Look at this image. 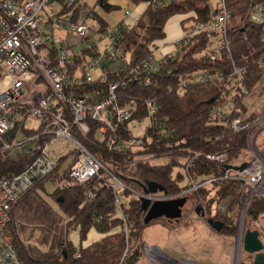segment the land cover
<instances>
[{
	"label": "trees",
	"instance_id": "1",
	"mask_svg": "<svg viewBox=\"0 0 264 264\" xmlns=\"http://www.w3.org/2000/svg\"><path fill=\"white\" fill-rule=\"evenodd\" d=\"M128 1L132 5L146 4L136 23L129 29H124L122 48L129 53V67L150 56L152 47L165 43V26L171 17L181 16L183 29L187 23L185 21L192 19L206 23L215 13L210 0H170L161 4L154 3V0ZM225 3L231 12L226 23L228 49H221L214 60L209 58L211 52L206 53L212 45V36L209 31H200L189 37L188 42H182L176 54L167 55L157 71L142 74L140 80L123 82L122 74L110 73L108 76V81L119 82V104H130L133 99L137 110L117 131L107 129L101 139L96 138L99 123L89 120L90 130L82 141L92 154L109 166L115 176L135 191L141 190L135 180L156 181L167 190L168 195H177L191 187L183 170L184 164L176 159L179 156L188 157L195 152L226 151V162H232L243 153V135L224 133L221 136L222 127L208 122L206 110L220 98L222 92H230L228 87L235 90L232 99L237 109L245 112L248 111V106L243 101L245 96L254 95L256 99L264 96L263 25L250 20L253 5H264V0H225ZM96 5L104 12L119 8L109 0H96ZM80 12L93 19V25L101 31L110 26L97 10L83 7L77 2L74 13ZM234 68L242 69L240 83L232 85V78H226L223 82L188 83L182 90L178 88L180 77L188 70L222 71L228 77ZM106 87L107 82L95 79L85 83L77 94L87 91L96 94L98 91V97H102ZM146 98H153L159 107V114L166 117L168 126L172 129L170 136L158 138L148 129L149 132L145 130L148 137H144L139 145L110 149L111 142L116 144L118 140L132 138L129 124L146 118ZM259 113H264V100L260 109L252 111L250 117ZM138 152L150 153L156 157L164 156L167 160L159 164L135 161ZM30 160L24 154L6 156L0 153V179L20 172ZM71 162L72 159L68 160V156L61 157L53 174L41 179L12 204L7 229L20 263L143 264L145 257L141 251V241L144 229L152 224L167 227V223L172 221L160 218L148 225L143 224L139 196L126 188H120L114 193L108 177L103 175L92 177L84 183L65 182L55 187L51 193H46L47 181L52 186L55 180L66 181L63 164L69 165ZM181 166L182 169H179ZM220 169L216 163L199 155L193 159L188 172L196 183H201L208 178L220 176ZM240 192V184L235 180L215 179L189 191L186 196L188 200L191 195L201 197L200 206L205 216L224 224L218 233L232 235L235 225L228 214L240 204ZM44 195L53 198L57 207ZM60 197L61 201L58 200ZM227 197H230L227 210L223 213L215 210L217 201ZM116 201L119 202L121 213ZM263 212L264 195L251 197L246 213L250 221L248 228L258 229L255 221ZM91 229L101 234V238L82 245ZM75 231L78 233L76 244L70 239V234ZM259 236L264 244V232L260 229ZM239 264H253V257L249 255L245 259L241 258Z\"/></svg>",
	"mask_w": 264,
	"mask_h": 264
},
{
	"label": "built area",
	"instance_id": "2",
	"mask_svg": "<svg viewBox=\"0 0 264 264\" xmlns=\"http://www.w3.org/2000/svg\"><path fill=\"white\" fill-rule=\"evenodd\" d=\"M164 1L170 0H154V3ZM77 2L0 0V153L6 156L24 154L31 158L20 172L0 179V264H21L7 229L12 204L41 179L53 174L63 156H68L72 162L63 164L66 181H54V187L69 181L84 183L92 177L103 175L108 177L114 193L126 188L139 197L145 195L155 201L186 195L203 184L223 179L235 180L251 194L264 195L261 192L264 156L256 148V138L264 130V113L250 117L252 111L238 110L232 99L235 92L233 87H228L229 93L222 92L220 98L206 110V115L208 122L222 127L221 136L224 133L243 135L245 145L241 150L246 156L238 155L235 158L237 162H226V151L195 152L192 156H185L183 170L191 187L177 195L162 192L144 194L142 190H133L92 154L82 141L90 130L89 120L99 123L96 138L101 139L107 129L117 131L137 110L133 99L132 104H119V82L108 81L110 73L122 74L123 82L140 80L142 74L157 71L167 55L176 54L182 42H188L189 37L200 31H209L212 36V45L206 50L207 54L211 52V60L220 54L221 49H228L226 23L231 12L225 0L216 1L213 6L215 13L206 23L189 21L182 29L181 36L169 44V49H164L166 43H160L152 47L150 56L130 67L129 53L122 48L124 29L135 24L138 17H133V12H125V19L101 31L93 25V19L81 12L74 13ZM55 3L60 7L57 12L53 8ZM250 20L263 25L264 41V5H253ZM62 28L67 35L76 37V42H67L61 37ZM158 50L159 54L156 55ZM241 73L240 68H234L228 77L222 71L188 70L180 77L178 88L182 90L188 83L223 82L226 78H232L234 85L241 82ZM95 79L107 82L102 97H98V91L96 94L93 91L77 94L85 83ZM144 103L148 120L145 130L149 132L150 129L158 138H168L172 129L166 117L159 114L155 100L146 98ZM132 135L130 140L121 139L116 144L111 142L109 148L124 149L139 145L147 133ZM199 155L220 166V176L196 183L188 170L193 159ZM243 162L246 165L242 169L225 167L228 163L238 166ZM248 197L245 198L246 204L249 203ZM116 203L121 213L119 202ZM214 208L224 211L223 200L217 201ZM143 252L147 264H204L185 258L174 259L157 246L145 245Z\"/></svg>",
	"mask_w": 264,
	"mask_h": 264
},
{
	"label": "rangeland",
	"instance_id": "3",
	"mask_svg": "<svg viewBox=\"0 0 264 264\" xmlns=\"http://www.w3.org/2000/svg\"><path fill=\"white\" fill-rule=\"evenodd\" d=\"M216 1L217 0H210V5L212 7L215 6ZM78 2H80L83 7L86 6L88 8H94L97 10L98 13L103 16L110 25H115L119 21L125 19V12H133L135 9L134 5H132L128 0H109L110 3L119 6L118 9L111 12L102 11L100 7L96 5V0H78ZM53 8L54 11L57 12L60 7L57 3H55ZM134 16L135 14L133 17ZM181 18L182 17L178 15L171 17L166 22V29L168 28V25H170V21H174V23L178 22V25L181 24ZM189 21H192V19L187 20L184 23H188ZM61 31L62 32H60V36L66 39L67 42H76V37L67 35L64 28H62ZM68 33L71 35L70 32ZM158 54L159 50L156 51V55ZM261 105H256L254 108H258L257 110H259ZM147 124L148 120L146 118L142 119L141 121L135 120L129 124V129L135 136H140L145 131ZM68 146L70 147V144H68ZM256 148L259 152H262L264 156V130H262L256 138ZM137 149H139V147ZM241 156L244 158L246 154L243 153ZM70 157L72 158V156ZM134 159L135 161H149L151 163L159 164L165 162L167 157H156L152 154H141L138 152L136 153ZM176 159L181 161V163H184V157H177ZM232 162H237V160L234 159ZM179 169H182V166ZM176 170H178V168ZM60 175H62V173H60ZM184 182L186 181H183V183ZM54 188V186L49 184V181L46 182V193H51ZM242 190V187H240V204L236 205L234 209H232L228 214L233 218L235 225V231L232 235L220 232L218 233L212 230L207 225L205 220L195 211H193L196 206H199L200 203H202L200 200L201 197H197V195H191L189 200L184 205L183 217L181 220H179V222H166L168 224L167 227H162L159 224H152L144 229L141 241L142 254L144 257H146L143 249L145 250V245H150L159 247L164 253L177 260H182V258H185L204 264H234V256L238 246V239L241 237L240 231L243 233L244 230L250 225V221H248L246 216L250 206V199L251 197L263 195L261 193L258 195L251 194L249 191L245 190V188L242 193ZM261 192H264V183L262 185ZM247 195H249V203L246 204L245 198ZM44 197L47 198L53 206L57 207L53 198L46 195H44ZM229 199L230 197L222 199L225 210L222 212L220 211L221 213L227 210ZM261 216L264 218V212L261 214ZM184 223H187V225H184ZM241 225L242 228L240 227ZM249 255L250 254H247L241 250L239 261L241 258L245 259ZM250 257H252V255H250ZM141 261L142 258L140 262ZM143 264H147L146 258H143Z\"/></svg>",
	"mask_w": 264,
	"mask_h": 264
},
{
	"label": "water",
	"instance_id": "4",
	"mask_svg": "<svg viewBox=\"0 0 264 264\" xmlns=\"http://www.w3.org/2000/svg\"><path fill=\"white\" fill-rule=\"evenodd\" d=\"M245 165L246 162H243L238 166L228 163L225 164V167L242 169ZM135 182L140 186L144 194L156 192L167 194V190L156 181L142 182L135 180ZM58 200L61 201L62 197L58 198ZM139 201L140 208L143 211L142 222L143 224L148 225L151 221L160 218H166L169 221L178 222L182 217L183 208L185 203L188 201V197L186 195H181L174 198L151 201L149 197L142 195L139 197ZM194 211L200 215L205 220L207 225L215 232L220 231V229L223 227L224 224L222 221L212 217L206 218L202 206H196ZM240 227L242 228V225ZM240 236L241 237L238 239V246L234 256V264H239L238 262L241 250L252 255L253 264H264V244L259 236V230L246 228L243 233L240 231Z\"/></svg>",
	"mask_w": 264,
	"mask_h": 264
},
{
	"label": "crops",
	"instance_id": "5",
	"mask_svg": "<svg viewBox=\"0 0 264 264\" xmlns=\"http://www.w3.org/2000/svg\"><path fill=\"white\" fill-rule=\"evenodd\" d=\"M146 7L145 3H140L138 5H134V10H133V14H135L136 17H139V15L144 11ZM167 33V34H166ZM165 43L166 46L164 44V49H169V44L172 43L175 39H177L178 37L181 36L182 34V29H181V24L178 25V22L174 23V21H170V25H168V28L166 29L165 27ZM264 100V96H261L260 98L256 99V97L250 96L248 95L245 99H244V104L247 105L249 107L248 112L257 110L258 108H254L256 105H261L263 103ZM256 226L258 227V230H262L264 232V218L263 216H261V214L259 215L258 219L255 221ZM101 234L97 233L94 229H91L89 231V233L87 234V238L86 240L82 243V245H88L91 242H94L96 240H99L101 238ZM70 239L72 240L73 243H77L78 242V233L72 232L70 234Z\"/></svg>",
	"mask_w": 264,
	"mask_h": 264
},
{
	"label": "flooded vegetation",
	"instance_id": "6",
	"mask_svg": "<svg viewBox=\"0 0 264 264\" xmlns=\"http://www.w3.org/2000/svg\"><path fill=\"white\" fill-rule=\"evenodd\" d=\"M194 211V210H193Z\"/></svg>",
	"mask_w": 264,
	"mask_h": 264
}]
</instances>
